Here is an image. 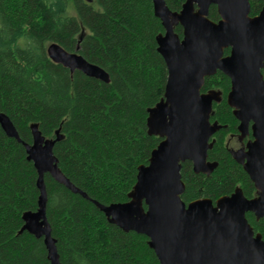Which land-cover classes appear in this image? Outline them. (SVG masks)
Wrapping results in <instances>:
<instances>
[{
    "label": "trees",
    "instance_id": "16d2710c",
    "mask_svg": "<svg viewBox=\"0 0 264 264\" xmlns=\"http://www.w3.org/2000/svg\"><path fill=\"white\" fill-rule=\"evenodd\" d=\"M165 1L174 12L186 2ZM250 3L251 16L259 15L262 0ZM209 18L220 20L214 5ZM164 32L153 0H0V114L10 118L24 143L33 142L32 124L46 139L60 137L54 147L58 168L90 199L45 174L47 217L62 264H160L145 235L110 224L93 201L128 202L138 168L149 164L162 141L148 134L147 121L168 79L157 44ZM175 32L182 38L181 26ZM52 43L102 68L110 82L51 61ZM212 89L223 96L212 118L223 128L209 151L218 167L206 176L195 174L191 162L183 164L186 204L216 202L237 188L256 197L249 175L226 146L238 123L227 103L231 81L218 72L202 92ZM37 180L24 145L0 124V264H50L43 239L22 232L24 214L38 210ZM247 219L264 240V219L251 213Z\"/></svg>",
    "mask_w": 264,
    "mask_h": 264
},
{
    "label": "water",
    "instance_id": "95a60500",
    "mask_svg": "<svg viewBox=\"0 0 264 264\" xmlns=\"http://www.w3.org/2000/svg\"><path fill=\"white\" fill-rule=\"evenodd\" d=\"M91 2V0H88ZM259 15L251 16L250 0H186L180 12L165 0H153L154 13L164 27L157 37L168 79L163 99L149 110L148 134L162 139L148 165L138 168L137 182L129 201L104 205L93 201L113 224L124 232L148 238L160 264H264V240L247 219H264V0ZM216 6L218 22L209 18ZM183 28L182 38L175 28ZM226 50L230 53L226 55ZM51 61L88 77L110 82L109 75L77 52L58 43L47 48ZM222 72L231 80L228 105L241 122L239 131L254 141L247 151H231L256 189L249 199L241 188L216 202L202 198L186 204L182 168L191 162L195 174L210 176L218 167L209 161L214 135L223 126L212 122L214 104L222 101L217 90L202 92L207 78ZM6 134L22 143L38 173V210L24 214L22 232L43 239L50 264H62L57 240L47 217L45 174L84 198L58 168L56 140L46 139L37 124L30 126L33 142L24 143L13 122L0 114Z\"/></svg>",
    "mask_w": 264,
    "mask_h": 264
},
{
    "label": "flooded vegetation",
    "instance_id": "af4514ba",
    "mask_svg": "<svg viewBox=\"0 0 264 264\" xmlns=\"http://www.w3.org/2000/svg\"><path fill=\"white\" fill-rule=\"evenodd\" d=\"M263 3V2H262ZM231 81V80H230ZM212 90H216V89H212ZM210 91V90H209ZM209 91H207V92H209ZM218 91V90H217ZM206 93V92H205ZM230 93V92H229ZM222 94V93H221ZM229 95V94H228ZM227 98H228V96H227ZM222 100H223V96H222ZM222 102V101H221ZM220 102V103H221ZM228 103V102H227ZM216 104H219V103H215L214 104V109H215V105ZM230 107V106H229ZM231 108V107H230ZM214 109H213V114H212V117H211V121H212V118H213V116H214ZM232 109V108H231ZM232 112H233V115H234V110L232 109ZM234 117H235V115H234ZM236 118V117H235ZM236 120H237V132L236 133H233V134H230L229 136H228V138H227V142H226V146L228 147V149H229V151H230V153H231V151L233 150H235V151H239V150H242V149H244V150H246L247 151V144L249 143V142H251V141H254V137H253V131H252V125H253V122H251L250 123V126H249V133H248V135H246V136H244L243 137V135L240 133V131H239V127H240V124H241V122L236 118ZM214 122H218V121H213V123ZM219 123V122H218ZM221 125V124H220ZM219 132V131H218ZM217 132V133H218ZM216 133V134H217ZM215 134V135H216ZM215 135H214V137H213V139H212V141H214L215 142ZM232 155V154H231ZM233 157V156H232ZM210 161V160H209ZM210 162H212V161H210ZM242 166V165H241ZM243 167V166H242ZM244 169V168H243ZM245 171V170H244Z\"/></svg>",
    "mask_w": 264,
    "mask_h": 264
}]
</instances>
